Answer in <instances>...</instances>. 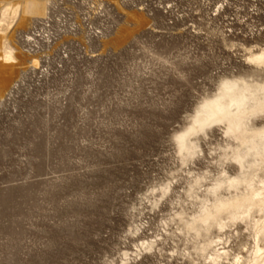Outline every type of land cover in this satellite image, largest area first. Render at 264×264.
<instances>
[{
  "label": "rangeland",
  "instance_id": "obj_1",
  "mask_svg": "<svg viewBox=\"0 0 264 264\" xmlns=\"http://www.w3.org/2000/svg\"><path fill=\"white\" fill-rule=\"evenodd\" d=\"M0 1L28 5L0 86V264H213L184 221L234 142L175 135L224 80L264 82V0ZM218 234L217 264L250 256L243 223Z\"/></svg>",
  "mask_w": 264,
  "mask_h": 264
},
{
  "label": "bare ground",
  "instance_id": "obj_2",
  "mask_svg": "<svg viewBox=\"0 0 264 264\" xmlns=\"http://www.w3.org/2000/svg\"><path fill=\"white\" fill-rule=\"evenodd\" d=\"M2 2L0 86L6 84L4 73L21 65L17 51L10 45L8 32L23 25L28 13L27 4L10 6ZM249 60L264 66V50L251 54ZM191 118L189 125L175 135L180 154L194 152V136L212 125H222L224 134L234 142L228 148L237 169L234 176L225 173L206 189L207 195L201 201L199 211L184 221V228L197 238H203L202 244L195 249L205 253L214 248L210 259L217 264L228 251L224 247L216 249L223 245L219 234L216 236L218 241L206 237L214 230L222 233L241 222L252 232L254 246L250 256L237 257L236 264H264V123L260 126L254 123L256 118L264 119V82L224 80L218 93L204 99Z\"/></svg>",
  "mask_w": 264,
  "mask_h": 264
}]
</instances>
